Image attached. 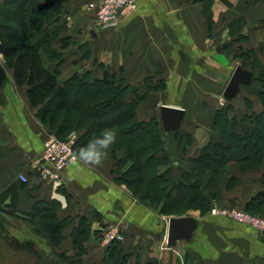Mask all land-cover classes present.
<instances>
[{
	"label": "crops",
	"instance_id": "0c3cea01",
	"mask_svg": "<svg viewBox=\"0 0 264 264\" xmlns=\"http://www.w3.org/2000/svg\"><path fill=\"white\" fill-rule=\"evenodd\" d=\"M56 1L65 9L62 21L67 26L62 38L68 35L76 41L67 49L56 42L65 59L62 80L91 61L96 79L105 71L116 73L138 90L146 82H166V89L152 91L137 113L140 120L157 113L161 121L163 106L184 110V120L175 132H166L161 121L164 134L179 137L166 143L176 179L190 171L191 161L206 146L224 142L219 110L231 106L241 132V121L247 115L264 112L260 99L264 88L256 76L259 71L246 67L242 58L244 53L254 52L264 66V0H138V9L127 12L118 27L98 32L90 30L93 17L87 5L99 0ZM85 52L89 58L84 57ZM238 67L251 71L253 79L241 86L236 97L222 103ZM8 71L11 82L0 98V264H54L53 258L64 264L59 258L74 252V231L83 217L94 230L101 222L102 226L118 221L125 224L121 244L135 263L264 264L262 233L209 211L242 206L264 216V157L242 161L237 155L223 169L220 165L207 168L202 190L214 195L210 209L180 216L193 217L201 226L190 241L168 247V221L178 216L153 213L125 186L114 184L111 161L102 166L78 161L64 170L60 183L40 179L32 163L44 149L47 128L31 106L27 88L17 86ZM188 137L191 144L186 147ZM20 175L28 182H22ZM47 205L58 220L72 219L58 247L31 220L37 209L45 210ZM13 240L32 243L34 251L16 248ZM84 247V264H102L108 247L93 238Z\"/></svg>",
	"mask_w": 264,
	"mask_h": 264
},
{
	"label": "trees",
	"instance_id": "16d2710c",
	"mask_svg": "<svg viewBox=\"0 0 264 264\" xmlns=\"http://www.w3.org/2000/svg\"><path fill=\"white\" fill-rule=\"evenodd\" d=\"M64 14L65 9L56 0H5L0 5V53L4 65L13 72L16 84L27 88L29 102L37 109L40 122L61 140L82 129L86 130L83 141L93 137L90 134L94 128L99 131L115 128L128 136L143 131L135 139L128 137L117 140L115 144L126 150L127 158L120 162H131L121 176L135 168L136 179L130 183V189L139 202L161 215L180 217L190 209L206 213L214 196L210 191L202 190V177L207 168L220 165L223 169L227 161L237 155L242 161L264 157V112L247 115L241 121L244 124L241 132L238 130L240 121L229 115L232 107L227 106L217 113L224 142L206 146L200 157L191 161L190 171L176 179L173 163L165 153L162 136L158 134L159 130L163 132L160 119L138 122L136 106L139 101L127 99L129 90L135 93L138 89L108 71L98 79L93 78L92 72L61 79L65 59L55 44L61 42L62 49L70 46V37H60L66 27L62 21ZM242 58L246 67L259 71L257 79L264 88V66L258 57L254 52H246ZM260 99L264 105V91ZM190 144L191 138L188 137L186 147ZM243 166L248 167L247 164ZM182 203L186 206L180 209ZM49 206L47 210L37 209L31 220L36 230L58 247L72 219L58 220ZM244 209L251 212L248 207ZM84 222L91 226L83 217L74 231L73 249L77 256L85 252L83 239L78 237L83 235L81 226ZM12 244L21 249L32 247H22L14 240ZM63 257L69 256L65 254ZM129 258L121 242H115L107 248L103 264H127ZM146 264L161 263L153 261Z\"/></svg>",
	"mask_w": 264,
	"mask_h": 264
},
{
	"label": "built area",
	"instance_id": "2783aa9c",
	"mask_svg": "<svg viewBox=\"0 0 264 264\" xmlns=\"http://www.w3.org/2000/svg\"><path fill=\"white\" fill-rule=\"evenodd\" d=\"M137 9L138 0H99L91 2L87 5V10L93 17L90 30L98 32L116 28L127 12ZM223 100H225L224 97L221 100L222 103ZM74 140L73 138L63 141L54 134L49 136L44 143L41 155L37 156L32 163V168L40 179L49 183L63 182L64 170L78 161L73 158ZM19 179L24 183L28 182V178L24 175H20ZM211 214L246 225L264 235V218L251 215L242 208L214 207ZM123 236L124 230L115 227L104 234V243L108 245L112 242H121Z\"/></svg>",
	"mask_w": 264,
	"mask_h": 264
},
{
	"label": "rangeland",
	"instance_id": "374dc122",
	"mask_svg": "<svg viewBox=\"0 0 264 264\" xmlns=\"http://www.w3.org/2000/svg\"><path fill=\"white\" fill-rule=\"evenodd\" d=\"M66 26H67V24H66ZM66 30H68V27L66 28ZM60 37L62 38V32H61V34H60ZM65 37H70V41H69V44H70V46H74V45H76V41H75V39L73 38V37H71V36H68V35H66ZM64 38V37H63ZM60 44H61V46H62V43L61 42H59ZM55 48H56V44H55ZM57 49V48H56ZM58 50V49H57ZM59 51V50H58ZM61 53V52H60ZM84 57H86V58H89L90 57V55H89V53H86L85 52V54H84ZM0 58L2 59V61L4 62V58H3V55L0 53ZM91 61H88L87 62V64H83V65H81V68H77L74 72L75 73H73V75H83V74H85V73H90L91 74V69H93V66H91ZM102 69L104 70L105 69V67H102ZM12 72V71H11ZM13 73V72H12ZM113 74H115L116 75V73H113ZM92 75H93V72H92ZM259 75H260V73H258V74H256V76H258L259 77ZM72 76V75H71ZM101 77H103V76H101ZM117 77L118 78H120L118 75H117ZM260 82V81H259ZM261 83V82H260ZM18 86V85H17ZM166 86H167V84H166V82L165 81H159V80H157L156 82H146V84L144 85V87L142 88V90H138V92H133V90H129V92H128V95H127V99H128V101H134L135 99H137L139 102H138V104H137V106H136V120L138 121V122H149V121H151L152 119H155V120H157V119H159V116L157 115V113H155L154 115H150L149 117H147L145 120H140L139 119V116H138V113H137V109H138V106L142 103V102H144L147 98H148V96L150 95V93L152 92V91H161L162 90V92L164 91V89H166ZM134 89H135V87H134ZM137 89V88H136ZM132 91V92H131ZM130 93H132V98L130 99L129 98V96H130ZM138 96H140V97H142V98H140V97H138ZM230 111H229V115H234L233 114V109L231 108V109H229ZM117 131H118V139L117 140H123V139H126V138H130V139H135L138 135H142L143 134V131H141V132H139V134H135V135H132V136H128V135H126V134H124V133H122V131L121 130H119V129H116ZM102 131H99V130H96L95 128L91 131V137L92 138H94V137H96V136H99L100 135V133H101ZM160 133V135L162 136V140L164 141V146H165V153L168 155V157H169V154H168V152L166 151V149H167V141H177L178 140V136L176 135V134H164L162 131L160 132V130L158 131V134ZM52 134H54V133H51L48 129H47V132H46V134H45V140H44V143H45V141L49 138V136L50 135H52ZM86 134V130L85 129H82V130H79V131H77V132H73V133H71L65 140H63V141H67V140H71V139H75L74 140V151H75V147H77L78 146V142H79V140H80V146H82V145H84V144H86L87 142H88V140L89 139H87L86 141H83V138H84V135ZM55 135V134H54ZM166 141V142H165ZM80 146H78V147H80ZM77 147V148H78ZM110 154L111 155H109L108 156V158H107V160L104 162V164L106 163V162H110L111 161V163H112V166H111V174H112V176H113V181H114V184H116V185H118V186H125L128 190H130V192H131V194L133 195V192H132V190L130 189V183H132V181L134 180V179H136V172H135V168L133 169H130L129 171H127V173H126V175L125 176H121L122 175V173L125 171V169H128V167H129V165L131 164V162L130 161H127L126 163H123L122 164V162H120V161H124V160H126V158H127V154H126V150H125V148H120V144L119 145H113L112 146V148H111V150H110ZM169 160H170V157H169ZM172 161V160H171ZM78 162V161H77ZM173 163V162H172ZM103 164V165H104ZM121 164H122V166H121ZM134 189H138V188H134ZM133 197H134V195H133ZM135 198V197H134ZM186 206V204L184 205L183 203L181 204V208L180 209H182V208H184ZM224 207H238V208H242V209H244V207H242V206H224ZM148 209L151 211V212H153V213H159V212H157V210H155V209H152V208H149L148 207ZM245 210V209H244ZM191 211H200L202 214H204L203 212H202V210H200V209H190V210H187L186 212H185V214H187V213H189V212H191ZM210 212L212 211V209H210L209 210ZM246 211V210H245ZM246 212H248V211H246ZM249 214H251V215H256V216H261V215H257V214H254V213H251V212H248ZM160 214V213H159ZM161 215V214H160ZM163 216H165V217H169V215H163ZM261 217H263L264 218V216H261ZM100 222V221H99ZM100 224V223H99ZM101 225V226H100ZM99 225V229H97V230H94L91 226L89 227V226H86V224H85V222L82 224V226H81V234H83V235H78V237H79V239H83V244H85L86 242H88V241H90L92 238L93 239H95V241H96V243H98V244H100V245H103L104 247L106 246V247H109L110 245L111 246H113L114 245V243L115 242H112V243H110V244H108V245H106L105 243H104V234L106 233V232H108V230L109 231H111V230H113L115 227H120L121 229H123L124 231H125V228H126V226H125V224H123V223H121V222H116V223H112V224H110V225H103L102 226V222H101V224ZM243 225V224H242ZM95 237V238H94ZM15 241H17V240H15ZM17 243L20 245V246H22V247H26L27 245L28 246H32L30 249L31 250H33V244L32 243H30V242H27V243H20L19 241H17ZM84 246V245H83ZM112 248V247H111ZM84 249H85V247H84ZM34 251V250H33ZM111 251H112V253H114V249L112 250L111 249ZM75 252H73L72 254H70V255H68L69 257H62V258H59V260L62 262V263H64V264H84V260H83V256H84V254L86 253V251L84 252V253H82L81 254V256H77V255H75L74 254ZM67 255V254H66ZM50 260H52L53 261V263L54 264H57V261H58V259L57 258H53V259H50ZM113 262V261H112ZM102 264H103V262H102ZM109 264H111V262L109 263ZM112 264H114V262L112 263ZM127 264H140V262H139V260H137V262L135 263V262H133L132 260H131V258H129V261H128V263Z\"/></svg>",
	"mask_w": 264,
	"mask_h": 264
},
{
	"label": "water",
	"instance_id": "95a60500",
	"mask_svg": "<svg viewBox=\"0 0 264 264\" xmlns=\"http://www.w3.org/2000/svg\"><path fill=\"white\" fill-rule=\"evenodd\" d=\"M253 79V73L238 67L233 73L227 87L224 90L225 100H231L236 97L242 85H249ZM11 82L8 69L0 58V98L4 96ZM185 112L183 109L163 106L161 108V121L166 132H175L180 129L184 120ZM201 224L193 217H172L168 221V239L167 246L175 247L179 241H190Z\"/></svg>",
	"mask_w": 264,
	"mask_h": 264
},
{
	"label": "clouds",
	"instance_id": "9594fccd",
	"mask_svg": "<svg viewBox=\"0 0 264 264\" xmlns=\"http://www.w3.org/2000/svg\"><path fill=\"white\" fill-rule=\"evenodd\" d=\"M118 135L115 128H105L99 136L78 147L73 152V158L85 165L102 166L112 146L117 143Z\"/></svg>",
	"mask_w": 264,
	"mask_h": 264
}]
</instances>
